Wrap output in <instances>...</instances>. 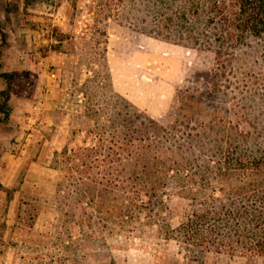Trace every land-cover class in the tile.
Masks as SVG:
<instances>
[{
  "label": "rangeland",
  "instance_id": "374dc122",
  "mask_svg": "<svg viewBox=\"0 0 264 264\" xmlns=\"http://www.w3.org/2000/svg\"><path fill=\"white\" fill-rule=\"evenodd\" d=\"M171 1L160 16L159 0H0L16 169L0 264H264L181 241L240 186L214 174L264 162V37L230 40Z\"/></svg>",
  "mask_w": 264,
  "mask_h": 264
},
{
  "label": "trees",
  "instance_id": "16d2710c",
  "mask_svg": "<svg viewBox=\"0 0 264 264\" xmlns=\"http://www.w3.org/2000/svg\"><path fill=\"white\" fill-rule=\"evenodd\" d=\"M197 1L190 2L188 8L183 7L178 12L184 15L192 8L195 13L200 11L209 13L208 23H215L230 40H238L245 35L264 37V0H200L201 4L199 1L196 3ZM159 3L160 11L157 9L155 13L162 16L166 9H170L172 1L159 0ZM154 28L157 30V23L152 29ZM152 33L161 35L158 30ZM5 44L6 33L0 22V123H5L12 111L9 103L10 86L15 78L13 73L3 70L1 53ZM234 164L258 167V171L249 174L228 172L214 174L213 180L222 185L233 181L242 186H237V190L229 189L227 192L221 189L225 194V202L221 203L222 200H218L210 212L196 215L191 224L183 229L187 237L181 241L191 243L194 248H201L204 251L212 248L229 254H264V174H262L264 171L260 170L264 162L253 159L238 160ZM227 195H230L228 199ZM238 197L247 198L253 203L239 205Z\"/></svg>",
  "mask_w": 264,
  "mask_h": 264
},
{
  "label": "crops",
  "instance_id": "0c3cea01",
  "mask_svg": "<svg viewBox=\"0 0 264 264\" xmlns=\"http://www.w3.org/2000/svg\"><path fill=\"white\" fill-rule=\"evenodd\" d=\"M48 123V122H47ZM13 124H15V123H13ZM18 124V123H17ZM18 126H19V128H20V132H19V136H21V137H25V140H29V137L28 136H32V133H29L28 134V136H27V132L25 133V135H23L24 133H23V131L21 130V128L23 127V128H27V125L25 124V123H19L18 124ZM23 133V134H22ZM7 139V135L4 133V134H2V135H0V141L2 142V144H5V140ZM26 150V149H25ZM24 148L21 150V153L20 154H18L17 155V157H18V159H24L25 158V156H24ZM13 156H15L14 155V152L12 151V150H8V149H6L5 150V152H3V154H2V156H1V158H0V160H6V165H4V168L2 169V171H1V166H0V173H2V176L5 174V176L6 177H3V178H0V182L3 184V189L6 191V190H8V191H10L11 193H13L12 194V196H11V198H6V196H3V197H1V194H0V199L2 200L3 199V201L5 202V203H9V204H11V202L15 199V195H14V193H15V191L16 190H14V189H12L13 188V186L9 183L10 181H11V178H10V176H12V175H14V173H15V170L16 169H13L14 168V166H10L9 164H7V161H10V158L12 157V158H14ZM0 165H1V163H0ZM1 175V174H0ZM17 196V195H16ZM6 216H10V210L8 209V211L7 212H5V214H4V216H3V219H4V217H6Z\"/></svg>",
  "mask_w": 264,
  "mask_h": 264
}]
</instances>
